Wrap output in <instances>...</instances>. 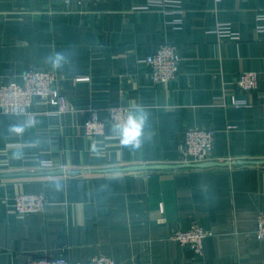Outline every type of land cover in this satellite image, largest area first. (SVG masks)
<instances>
[{
    "label": "crops",
    "instance_id": "0c3cea01",
    "mask_svg": "<svg viewBox=\"0 0 264 264\" xmlns=\"http://www.w3.org/2000/svg\"><path fill=\"white\" fill-rule=\"evenodd\" d=\"M147 3L0 0V84L51 70L68 108L58 115L36 100L32 117L0 113V264L99 255L116 264H264L255 234L264 212V0H183L181 16ZM220 25L238 39L220 36ZM164 44L178 47L180 72L154 84L143 61ZM54 51L69 63L53 69ZM244 72L259 74L255 90L237 89ZM132 103L149 112L141 149L121 144L111 123L104 136L85 135L92 110L106 120ZM195 127L216 132L209 161L230 164L129 170L187 165L184 133ZM35 192L44 210L18 216L13 198ZM193 222L208 232L203 256L171 238Z\"/></svg>",
    "mask_w": 264,
    "mask_h": 264
},
{
    "label": "built area",
    "instance_id": "2783aa9c",
    "mask_svg": "<svg viewBox=\"0 0 264 264\" xmlns=\"http://www.w3.org/2000/svg\"><path fill=\"white\" fill-rule=\"evenodd\" d=\"M62 3L91 2L97 3L103 0H58ZM183 0H148L145 9H155L164 14H183ZM261 20H264L262 15ZM180 23V20L176 21ZM179 25V24H178ZM259 33H264V26L258 28ZM217 33L220 36L237 40L229 26L220 25ZM149 67V75L154 84H166L174 81L180 72L181 57L178 47L173 44H164L157 48L155 53L143 61ZM259 74L256 72L241 73L236 80V87L240 91L249 92L258 87ZM36 100H42L55 107L54 114L65 113L67 108L66 97L58 86L57 75L51 70L29 69L24 72L21 82L0 84V113L7 115L33 116L32 108ZM231 105L235 107L248 106L246 101L232 98ZM129 108L115 107L108 110L107 119H102L100 111L92 110L84 123V133L88 137H100L106 134L107 123L123 120ZM215 130L212 128H189L184 133V141L181 149L180 162L187 164H199L211 159L215 144ZM41 167L52 169L54 165L49 161H43ZM47 205L42 193L18 194L13 198L12 208L18 216H26L44 210ZM255 234L260 240H264V212L259 213L256 219ZM208 232L193 222L187 229L176 230L172 239L182 247L190 248L196 255L203 256L204 241ZM27 264H116L107 256H96L87 261L71 263L66 257H41Z\"/></svg>",
    "mask_w": 264,
    "mask_h": 264
},
{
    "label": "clouds",
    "instance_id": "9594fccd",
    "mask_svg": "<svg viewBox=\"0 0 264 264\" xmlns=\"http://www.w3.org/2000/svg\"><path fill=\"white\" fill-rule=\"evenodd\" d=\"M47 63L53 69H60L69 63V55L66 52L54 51L47 57ZM149 120V112L142 104L132 103L123 120L112 123L111 131L120 139L121 144L133 151L142 148L147 136L145 129ZM15 133L23 131L20 127L12 129Z\"/></svg>",
    "mask_w": 264,
    "mask_h": 264
},
{
    "label": "water",
    "instance_id": "95a60500",
    "mask_svg": "<svg viewBox=\"0 0 264 264\" xmlns=\"http://www.w3.org/2000/svg\"><path fill=\"white\" fill-rule=\"evenodd\" d=\"M240 163V162H239ZM230 163H216V162H205V163H199V164H187V165H144V166H137V167H131L129 170H153V169H167L172 167H181V166H195V167H212L216 165H227ZM63 171H53V173H62Z\"/></svg>",
    "mask_w": 264,
    "mask_h": 264
}]
</instances>
